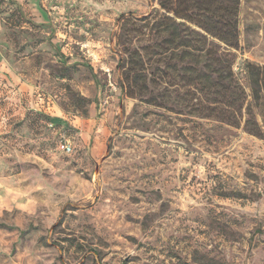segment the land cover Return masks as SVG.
Listing matches in <instances>:
<instances>
[{
    "label": "rangeland",
    "instance_id": "rangeland-1",
    "mask_svg": "<svg viewBox=\"0 0 264 264\" xmlns=\"http://www.w3.org/2000/svg\"><path fill=\"white\" fill-rule=\"evenodd\" d=\"M159 10L0 0V264H264V106L259 137L246 118L203 116L208 101L164 83L179 75L161 79L164 63L146 66L152 94L123 89L124 21ZM238 31L233 72L251 101L264 0H240Z\"/></svg>",
    "mask_w": 264,
    "mask_h": 264
},
{
    "label": "trees",
    "instance_id": "trees-1",
    "mask_svg": "<svg viewBox=\"0 0 264 264\" xmlns=\"http://www.w3.org/2000/svg\"><path fill=\"white\" fill-rule=\"evenodd\" d=\"M157 2L160 10L138 20L140 26L136 21L135 26L126 30L129 22L128 19L124 21L123 31L130 40L124 48L127 68L123 73V89L127 95L137 98L152 94L156 84L154 73L146 66L151 62L164 63L161 79L168 76L167 69L179 73L169 76L164 83L184 89L195 97L199 94L200 99L208 101L210 106L205 109L208 113L203 116L236 127L246 118L247 130L262 137L252 108L253 104L264 106V66L245 65L251 101L233 72L234 56L230 50L238 48L240 0ZM137 37L143 39V45L136 46ZM172 61L177 63L172 64Z\"/></svg>",
    "mask_w": 264,
    "mask_h": 264
},
{
    "label": "built area",
    "instance_id": "built-area-1",
    "mask_svg": "<svg viewBox=\"0 0 264 264\" xmlns=\"http://www.w3.org/2000/svg\"><path fill=\"white\" fill-rule=\"evenodd\" d=\"M60 150L64 153H71L73 151V147L70 141H64L60 144Z\"/></svg>",
    "mask_w": 264,
    "mask_h": 264
}]
</instances>
